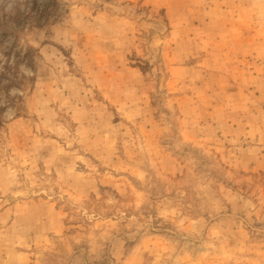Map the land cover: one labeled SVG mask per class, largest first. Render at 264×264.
<instances>
[{"label":"rangeland","instance_id":"374dc122","mask_svg":"<svg viewBox=\"0 0 264 264\" xmlns=\"http://www.w3.org/2000/svg\"><path fill=\"white\" fill-rule=\"evenodd\" d=\"M54 1L0 0V264H264V0Z\"/></svg>","mask_w":264,"mask_h":264},{"label":"trees","instance_id":"16d2710c","mask_svg":"<svg viewBox=\"0 0 264 264\" xmlns=\"http://www.w3.org/2000/svg\"><path fill=\"white\" fill-rule=\"evenodd\" d=\"M32 2H33V6L31 8V11H33L35 9V6H36L35 1H32ZM56 5L57 4H56V2L54 0H47V4H46L45 8H48V7H51V6H56ZM43 11H44V9H43ZM39 18H40V15H39ZM39 18L38 19H35V21L38 22L39 21Z\"/></svg>","mask_w":264,"mask_h":264}]
</instances>
